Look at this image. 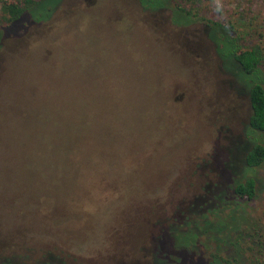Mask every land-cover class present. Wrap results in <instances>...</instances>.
<instances>
[{
    "label": "rangeland",
    "instance_id": "1",
    "mask_svg": "<svg viewBox=\"0 0 264 264\" xmlns=\"http://www.w3.org/2000/svg\"><path fill=\"white\" fill-rule=\"evenodd\" d=\"M192 2L205 17L253 19L250 27L255 35L239 44L264 46V0L187 3ZM41 4L43 9L56 7L47 20L25 19V26L0 27L4 33L0 40V260L8 256L32 263L42 252L64 246L72 264H174L179 258L172 257L173 238L166 235V227L178 230L177 224L187 215L182 211L195 198L191 209L199 210L201 196H197L214 181L204 165L224 158L230 136L243 135L229 140L236 157L243 154L248 94L235 88L229 73L222 71L206 20L175 25L169 7L150 11L139 0H44ZM49 95L47 104L65 121L64 106L71 113L78 106L76 99L95 103V109L112 119L101 129L107 135L120 134L124 112L133 115L132 122H123L130 125L127 142L125 131L116 148L110 142L100 143L103 150L95 146L98 141L91 142V148L104 155L89 158L91 167L100 171L95 174L87 168L72 174V204L59 209L57 194L70 176L56 187L57 175L49 174L47 167V141L29 140L26 134L32 125L30 114L36 116V133L41 128L38 120L46 121L50 115L47 109L41 111ZM262 139L264 143V134ZM60 161L57 174H62ZM240 167L238 163L235 169ZM252 175L256 195L241 200L238 208L246 223L257 224L264 234V163ZM209 197L205 209L212 214L210 210L218 205ZM46 209L72 212V223L66 226L71 237L61 239L60 227L42 215ZM161 226L170 245L154 241ZM252 231L243 224L236 232L243 236L244 257H252L259 248L253 245L254 238H246ZM201 241L208 246L199 244L203 251L213 250L209 235L203 234ZM233 248L226 246L222 253L230 255ZM180 254V264H196L201 253L196 248Z\"/></svg>",
    "mask_w": 264,
    "mask_h": 264
},
{
    "label": "trees",
    "instance_id": "2",
    "mask_svg": "<svg viewBox=\"0 0 264 264\" xmlns=\"http://www.w3.org/2000/svg\"><path fill=\"white\" fill-rule=\"evenodd\" d=\"M42 1L44 0H0V27L13 23H23L25 26L26 20L34 23L45 21L43 19L47 20L56 7L43 9ZM139 2L143 8L150 11L169 7L171 9V21L175 25L183 26L192 23L194 20H206L210 28L209 38L216 45L220 67L222 65L224 68L222 71L229 73L235 88L241 89L248 94L250 105L247 131H244L246 146L243 154L240 155V158L236 157L229 144L230 139L241 138L243 135L230 136L227 141V147L224 150V158L219 163H211L210 161L205 163V167L203 166L213 173L214 181L206 183L202 193L197 196L198 199L201 196L198 205L199 210L191 209L197 200L195 198L182 211L183 214L187 213L185 221L176 226L183 230L179 228L177 230L176 228L174 233L170 231V227H166V235L170 237L169 234H171L173 238L172 257L179 258L178 261L172 263L180 264L182 262L180 261L182 259L179 256L181 255L180 252L199 248L201 254L196 264H264V234L257 224H247V218H245L243 211L238 208L241 200H252L255 197L256 180L252 173L264 163V143L262 139L264 134V46L239 44V41L248 43L250 37L255 35V32L250 27V21L253 19L247 22L246 16H240L236 20L228 21L217 18L215 14L205 17L199 13L197 5L193 4V2L188 4V0H139ZM3 38L4 33L0 29V40ZM75 81L73 80L72 84ZM50 95L43 99L41 107V111L47 109L50 115L46 117V121L38 120L41 128L36 133V116L30 114L32 125H30L29 132L26 134L29 140H35V137L38 139L42 137V139L47 141L48 144L45 146L48 149L46 153L50 162L46 164L49 174L57 175L54 178L57 179L58 183L56 187L66 175L70 176L67 181L68 184L63 186V189L57 194L59 205L56 209H59L72 204V196H70L73 186L72 174L84 173L87 168H91V171L95 172V174L100 171V168L94 170L95 167H91L89 158H103L104 155L98 150H93L91 142L94 140L98 141L95 146H99L103 150L105 149L100 143L105 146V142H110L113 148H116L118 140L122 144V139H119V137L123 134V131L127 133L125 139V142H127L130 135H128L130 125L126 126L123 122H132L133 115L131 111L124 112L119 122L120 127L118 129L120 134L117 137L115 132L107 135L101 129L105 124L112 123V119L107 120L102 112L95 109L97 107L93 105L95 103L92 101L89 103L80 98L79 100L76 99L77 102L79 101L77 103L78 106L75 112L72 111L71 113L64 106L67 111L65 121L56 117L55 109L53 108L52 110L50 108L52 106L47 104L46 100ZM103 115L104 117H102ZM54 129L57 133H54ZM256 134H259V136ZM118 152L119 150L115 152L116 156ZM53 159H57V161ZM59 159L62 162V174H57L59 169L56 162ZM238 163L241 166L239 170L235 169ZM98 165L103 166L104 164L98 163ZM233 171L238 172L237 177L235 175L236 172ZM242 172H245L246 176L241 177ZM206 197H209L214 202L216 201L215 204L218 205L210 210L212 214H209L205 209V205L208 202ZM47 198L48 195L44 194L42 200L46 202ZM29 212L31 213V210ZM42 215H44L45 219L51 218V222L60 227L58 233L61 239L64 236L71 237L72 231L68 230L66 226L72 223V212L63 210L55 212L46 209L43 210ZM243 224L248 225L253 230L247 233L246 238H254L252 239L253 245L259 247L256 251L257 254H251L252 257H244L243 247H241L242 244L244 246L243 236L236 235V232L240 230V226ZM161 227L158 228V233L154 235V241L160 245H170V238H163L164 235L162 233L165 228ZM203 234L209 235L213 243V250L209 252L206 250L208 254L200 248L201 245L199 246V244L206 245V241H201ZM226 246L234 247L232 254L222 253L223 248ZM206 247L208 248L207 245ZM42 253V257L32 263L19 262L13 257L7 256L0 260V264H72V258L68 255L67 247L56 246Z\"/></svg>",
    "mask_w": 264,
    "mask_h": 264
}]
</instances>
